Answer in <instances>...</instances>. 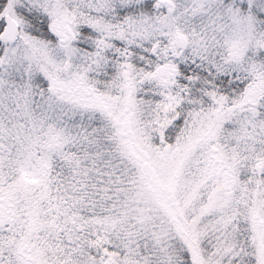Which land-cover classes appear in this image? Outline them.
<instances>
[{"label":"snow or ice","instance_id":"snow-or-ice-1","mask_svg":"<svg viewBox=\"0 0 264 264\" xmlns=\"http://www.w3.org/2000/svg\"><path fill=\"white\" fill-rule=\"evenodd\" d=\"M0 264H264V0H0Z\"/></svg>","mask_w":264,"mask_h":264}]
</instances>
